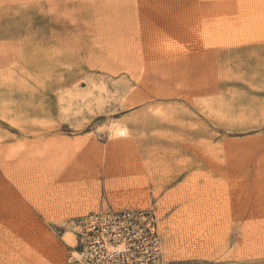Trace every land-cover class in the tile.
<instances>
[{
    "label": "rangeland",
    "instance_id": "obj_1",
    "mask_svg": "<svg viewBox=\"0 0 264 264\" xmlns=\"http://www.w3.org/2000/svg\"><path fill=\"white\" fill-rule=\"evenodd\" d=\"M102 207L264 264V0H0V264H80Z\"/></svg>",
    "mask_w": 264,
    "mask_h": 264
},
{
    "label": "built area",
    "instance_id": "obj_2",
    "mask_svg": "<svg viewBox=\"0 0 264 264\" xmlns=\"http://www.w3.org/2000/svg\"><path fill=\"white\" fill-rule=\"evenodd\" d=\"M78 224L80 264H165L158 218L151 211L102 207Z\"/></svg>",
    "mask_w": 264,
    "mask_h": 264
},
{
    "label": "bare ground",
    "instance_id": "obj_3",
    "mask_svg": "<svg viewBox=\"0 0 264 264\" xmlns=\"http://www.w3.org/2000/svg\"><path fill=\"white\" fill-rule=\"evenodd\" d=\"M113 133L117 136L126 135V131L123 128L116 127L113 129Z\"/></svg>",
    "mask_w": 264,
    "mask_h": 264
}]
</instances>
